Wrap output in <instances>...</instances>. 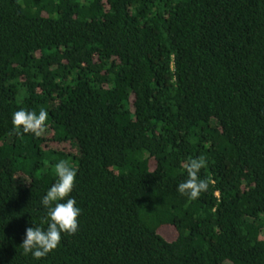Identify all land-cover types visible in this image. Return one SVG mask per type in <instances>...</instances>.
<instances>
[{
  "label": "trees",
  "instance_id": "16d2710c",
  "mask_svg": "<svg viewBox=\"0 0 264 264\" xmlns=\"http://www.w3.org/2000/svg\"><path fill=\"white\" fill-rule=\"evenodd\" d=\"M61 159L78 230L34 260ZM0 264H264V0H0Z\"/></svg>",
  "mask_w": 264,
  "mask_h": 264
},
{
  "label": "clouds",
  "instance_id": "9594fccd",
  "mask_svg": "<svg viewBox=\"0 0 264 264\" xmlns=\"http://www.w3.org/2000/svg\"><path fill=\"white\" fill-rule=\"evenodd\" d=\"M48 110L40 107L38 111L21 108L11 115L13 132L39 136L46 128ZM206 166L203 158H192L186 163L187 178L176 186V191L189 200H196L207 190L206 179L200 177V171ZM56 182L41 198L46 209L43 223L46 227L35 226L25 229L24 238L19 245L23 255H31L34 260L46 257L58 247L63 234H75L78 230V217L81 208L75 197L71 196L77 177V169L68 160H58L54 165Z\"/></svg>",
  "mask_w": 264,
  "mask_h": 264
},
{
  "label": "rangeland",
  "instance_id": "374dc122",
  "mask_svg": "<svg viewBox=\"0 0 264 264\" xmlns=\"http://www.w3.org/2000/svg\"><path fill=\"white\" fill-rule=\"evenodd\" d=\"M66 146H68V145H66ZM161 232L168 239H172L174 237V235H176V234H174L175 232H172V233L171 232H168V231H165V232L161 231Z\"/></svg>",
  "mask_w": 264,
  "mask_h": 264
}]
</instances>
